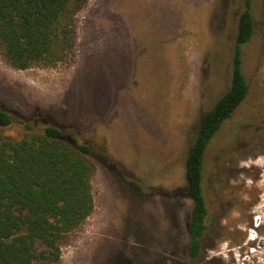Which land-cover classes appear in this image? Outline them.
Listing matches in <instances>:
<instances>
[{
	"label": "rangeland",
	"instance_id": "obj_1",
	"mask_svg": "<svg viewBox=\"0 0 264 264\" xmlns=\"http://www.w3.org/2000/svg\"><path fill=\"white\" fill-rule=\"evenodd\" d=\"M243 9V0H87L63 62L20 70L0 54L5 109L92 145L95 211L60 264H264V0H253L257 31L243 48L252 93L207 151L200 260L187 252L193 202L173 194L186 187L203 115L230 86Z\"/></svg>",
	"mask_w": 264,
	"mask_h": 264
},
{
	"label": "trees",
	"instance_id": "obj_2",
	"mask_svg": "<svg viewBox=\"0 0 264 264\" xmlns=\"http://www.w3.org/2000/svg\"><path fill=\"white\" fill-rule=\"evenodd\" d=\"M87 0H0V54L15 69L53 67L75 50V17ZM229 88L203 115L189 147L186 187L192 200L187 252L201 259L212 196L206 183L208 148L252 93L243 48L257 26L253 0H243ZM16 130L21 138L2 134ZM92 145L48 121L25 120L0 104V264H60L71 233L95 211ZM99 156L101 162L103 157ZM158 264H168L160 261Z\"/></svg>",
	"mask_w": 264,
	"mask_h": 264
}]
</instances>
